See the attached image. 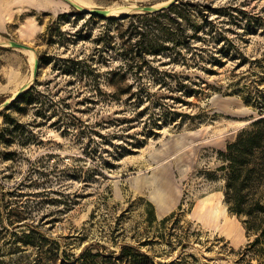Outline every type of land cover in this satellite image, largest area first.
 Segmentation results:
<instances>
[{"label": "rangeland", "instance_id": "obj_1", "mask_svg": "<svg viewBox=\"0 0 264 264\" xmlns=\"http://www.w3.org/2000/svg\"><path fill=\"white\" fill-rule=\"evenodd\" d=\"M175 4L173 12L101 18L65 0H0V40L33 48L41 71L23 93L32 105L21 94L0 110V264H74L87 251L105 256L124 245L148 264H243L249 238L224 197L233 238L205 225L210 208L200 219L192 211L222 192L220 152L264 117L245 102L264 95V0ZM31 74L27 53L0 45V106ZM150 146L159 152L142 156ZM157 164L172 201L181 190L161 217L153 186L131 188ZM33 232L37 245L24 246Z\"/></svg>", "mask_w": 264, "mask_h": 264}, {"label": "trees", "instance_id": "obj_2", "mask_svg": "<svg viewBox=\"0 0 264 264\" xmlns=\"http://www.w3.org/2000/svg\"><path fill=\"white\" fill-rule=\"evenodd\" d=\"M179 4H173L167 11L173 12ZM261 96L245 99L247 104L262 109L260 114L264 113V95ZM20 99L26 105L33 104L27 94H22ZM219 157L222 164L217 172L223 181L224 202L229 213L240 219L249 238L237 262L264 264V117L242 129ZM34 235L33 232L23 236L22 244L37 245ZM40 239L45 242L43 236ZM148 259L138 247L124 245L119 253L104 256L87 251L78 260H83V264H115L114 261L118 264H148ZM78 260L74 264H78Z\"/></svg>", "mask_w": 264, "mask_h": 264}, {"label": "bare ground", "instance_id": "obj_3", "mask_svg": "<svg viewBox=\"0 0 264 264\" xmlns=\"http://www.w3.org/2000/svg\"><path fill=\"white\" fill-rule=\"evenodd\" d=\"M70 1L81 7L90 5V0H70ZM132 8H135V6L113 5L107 10L109 11L110 16L112 18H117L125 14H128ZM0 45L9 46V42L0 40ZM18 50L27 53L29 55L30 62L32 64L31 77L22 87V89H27L36 82L37 78L39 77V73L41 71L39 68V70L36 73H34V67L36 61L34 54L35 50H25V49H18ZM12 99L13 97L10 100ZM234 122H235L234 124H240V125L246 123V121H234ZM222 138H223L222 136H216L214 141L221 140ZM56 139L59 140L58 137H56ZM146 151L150 153V156H153V154L159 152V150L155 149V147L150 146L149 148L142 151L143 152L142 156ZM160 166H161L160 164H157L155 167L150 169L151 174L149 175L148 174L142 175L143 173H138L137 176L131 180V188L135 191H137L139 188H142L144 185L153 186V191L151 192V199L156 205V209L159 217L171 211L172 208L178 203V200L180 199L181 196V190L177 188L176 199L172 201L170 195L171 193L168 187L165 185L164 181L156 174V170L159 169ZM223 197L224 195L222 192H215L203 199L197 200L196 204L193 207L192 214L193 216H197L200 219L204 211L207 208H210V211L207 213L208 219L204 221L205 225L208 224L209 226L212 227L214 226L217 230H221L223 233H225L227 237L233 238L235 234V227L225 219L221 218L226 211L225 208H222L220 205L221 199ZM237 243L238 242H235V244Z\"/></svg>", "mask_w": 264, "mask_h": 264}, {"label": "water", "instance_id": "obj_4", "mask_svg": "<svg viewBox=\"0 0 264 264\" xmlns=\"http://www.w3.org/2000/svg\"><path fill=\"white\" fill-rule=\"evenodd\" d=\"M68 4H70L72 7H74L75 9H77L78 11H80L83 15L85 16H89V17H101V18H112L110 16V13L108 10H97V9H85L73 2H71L70 0H65ZM178 0H170L169 2H167L165 5L163 6H159V7H155V6H135V8H132L130 10V12L128 14H125L123 16H121L120 18H126L127 16H129L130 14H134V13H150V14H158L161 12H164L165 10H168L173 4L177 3ZM9 45L12 48L15 49H25V50H34L33 48L26 46L24 44L21 43H17V42H13L10 41ZM39 70V61L36 59L35 61V67H34V73H36ZM26 89H21L14 97L12 100L6 101L4 102L1 106H0V110L9 107L17 98L19 95L23 94L24 91ZM263 117H260L258 119H261ZM258 119L253 120L252 122L257 121Z\"/></svg>", "mask_w": 264, "mask_h": 264}, {"label": "crops", "instance_id": "obj_5", "mask_svg": "<svg viewBox=\"0 0 264 264\" xmlns=\"http://www.w3.org/2000/svg\"><path fill=\"white\" fill-rule=\"evenodd\" d=\"M168 213L164 214V215H167Z\"/></svg>", "mask_w": 264, "mask_h": 264}]
</instances>
